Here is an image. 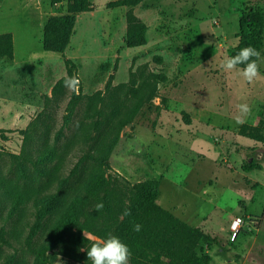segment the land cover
<instances>
[{"label": "rangeland", "instance_id": "374dc122", "mask_svg": "<svg viewBox=\"0 0 264 264\" xmlns=\"http://www.w3.org/2000/svg\"><path fill=\"white\" fill-rule=\"evenodd\" d=\"M68 1L0 0V34L15 36L14 58L0 59V131L7 137L0 139V231L13 245L0 240V264L9 255L15 264H35L25 245L35 202L54 195L57 211L68 210L116 137L106 179L125 190L159 180L160 207L221 240L223 250L206 249L212 264H264V148L240 135L244 126L264 125V49L261 78L251 84L220 67L237 45L242 7L264 0H140L133 7L92 0V10L76 16L65 53L46 52L44 27L68 14ZM135 21L147 26V43L129 48L126 34ZM66 60L73 62L76 91L64 86L71 78ZM152 75L167 81L121 128ZM239 103L251 108L242 125L235 122ZM249 160L263 167L244 172ZM56 217L34 238L36 250ZM238 218L233 241L230 227ZM54 259L51 264H86Z\"/></svg>", "mask_w": 264, "mask_h": 264}, {"label": "trees", "instance_id": "16d2710c", "mask_svg": "<svg viewBox=\"0 0 264 264\" xmlns=\"http://www.w3.org/2000/svg\"><path fill=\"white\" fill-rule=\"evenodd\" d=\"M62 0H51L52 6ZM140 0H120L111 3L110 7H133ZM92 10V0H69L67 15L50 18L43 35V49L46 52L64 54L67 50L75 26L76 16ZM148 28L135 21L130 25L126 34V45L129 48H138L146 45ZM237 45L232 49L230 56L235 55L241 48L253 46L262 54L264 49V6L259 2L246 3L240 12L239 32L236 34ZM15 52L14 37L11 33L0 34V59H13ZM259 63V61H258ZM65 65L69 77L73 76L71 60H66ZM243 67V66H239ZM167 81L164 75H152L145 83L143 90L134 105L130 117L120 121L124 128L141 110L147 100L153 99L157 85ZM75 112L74 102L69 106V115L65 119L69 124ZM5 131H0V139L5 141ZM240 135L264 145V125L257 127L244 126ZM118 141V137L109 146V151L99 160V170L87 183L85 192L76 198L68 210L57 211L58 198L46 196L35 202V220L29 223L30 232L25 239V245L35 253V264H51L54 256L61 255L76 262L92 264L87 258V250L93 242L84 233H89L100 239H106L109 234L119 237L128 245L131 251L129 264H212L207 250L216 247L222 248L218 237H211L202 229L190 226L171 212L157 204L160 195V181L157 179L146 180L125 187L118 181L106 179L104 167H107L109 152ZM17 158V157H16ZM46 155L38 160L43 163ZM259 168L255 161H248L242 169L251 172ZM42 170V169H40ZM43 173L42 171L38 172ZM20 198L13 206L18 211ZM102 203L103 208L96 210V205ZM130 215L125 216V210ZM57 216L54 225L48 233L46 242L35 249L34 238L44 233L49 221ZM133 224H140L141 231H133ZM5 228L0 231V240L5 245L13 247L7 238ZM51 253V255H48ZM52 257V260L50 259ZM16 256L9 255L3 264H15Z\"/></svg>", "mask_w": 264, "mask_h": 264}, {"label": "clouds", "instance_id": "9594fccd", "mask_svg": "<svg viewBox=\"0 0 264 264\" xmlns=\"http://www.w3.org/2000/svg\"><path fill=\"white\" fill-rule=\"evenodd\" d=\"M261 60V52L253 46L241 48L235 55L223 59L220 67L225 73H235L245 82L251 84L261 78L259 71V63ZM243 66V67H239ZM79 81L75 77L68 78L64 81V86L70 90L78 89ZM238 114L235 116L237 124H244L245 117L250 113L251 108L247 103H239L236 105ZM103 208V204L96 205V210ZM125 216L130 215L129 210L123 213ZM140 224H133V231H141ZM131 251L127 244L122 242L119 237L108 235L106 239L93 243L87 250V258L92 264H129Z\"/></svg>", "mask_w": 264, "mask_h": 264}, {"label": "built area", "instance_id": "2783aa9c", "mask_svg": "<svg viewBox=\"0 0 264 264\" xmlns=\"http://www.w3.org/2000/svg\"><path fill=\"white\" fill-rule=\"evenodd\" d=\"M242 219L241 218H238V219H235L232 224H231V230H232V240L234 241L240 231V226L242 224Z\"/></svg>", "mask_w": 264, "mask_h": 264}, {"label": "crops", "instance_id": "0c3cea01", "mask_svg": "<svg viewBox=\"0 0 264 264\" xmlns=\"http://www.w3.org/2000/svg\"><path fill=\"white\" fill-rule=\"evenodd\" d=\"M12 35H13V37H14V44H15V36H14V34L13 33H11ZM262 146H263V148H264V145L262 144ZM263 153H264V151H263ZM261 167H263L261 164H259V168H257V169H255V170H259ZM263 169H264V167H263ZM244 171V170H243ZM254 171V170H253ZM245 172V171H244ZM252 172V171H251ZM232 220H233V218H231ZM230 219V220H231ZM226 223V222H225Z\"/></svg>", "mask_w": 264, "mask_h": 264}]
</instances>
